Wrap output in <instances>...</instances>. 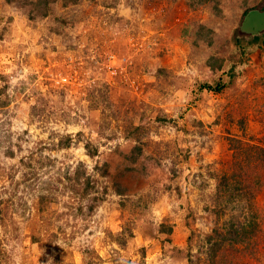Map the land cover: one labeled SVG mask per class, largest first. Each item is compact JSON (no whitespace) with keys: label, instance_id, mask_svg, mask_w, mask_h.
I'll use <instances>...</instances> for the list:
<instances>
[{"label":"rangeland","instance_id":"rangeland-1","mask_svg":"<svg viewBox=\"0 0 264 264\" xmlns=\"http://www.w3.org/2000/svg\"><path fill=\"white\" fill-rule=\"evenodd\" d=\"M262 1L0 0V264H264Z\"/></svg>","mask_w":264,"mask_h":264},{"label":"trees","instance_id":"trees-1","mask_svg":"<svg viewBox=\"0 0 264 264\" xmlns=\"http://www.w3.org/2000/svg\"><path fill=\"white\" fill-rule=\"evenodd\" d=\"M257 39H259V38H255V41L257 40ZM211 66L213 67L214 65L213 64H211ZM225 84L224 83H221V82H218L216 85H213L212 83H210V82H205V83H202V84H200V88L201 89H207V90H216V91H219V90H221L222 88H223V86H224ZM62 143H64V142H62ZM66 144H68V141L67 142H65ZM87 147H88V144H87ZM253 147H255V146H253ZM137 149V148H136ZM136 149H134V151H133V154L135 153L136 155H138V152H136ZM260 149V148H259ZM262 149V148H261ZM253 150V149H252ZM263 150H264V148H263ZM91 153V155H95L94 153H95V151L93 152H90ZM251 154H252V152H250ZM246 157H248V161L249 162H251L250 161V158H252V156L250 155V154H246ZM243 168V165L241 164V167H240V170ZM237 173L238 172H233L232 174H231V176H226V175H223V178H222V182L220 183V185H219V191L221 192V193H223V192H227V191H231L232 189H233V187H234V189L235 190H239V189H245V184H242L243 182L242 181H240V180H238V178H237ZM239 173H241L240 171H239ZM241 175H242V173H241ZM234 181V182H233ZM87 184H89V181L87 180ZM233 184V185H232ZM244 185V186H243ZM244 191H247V190H244ZM119 194H122L123 193V190H121V189H118V191H117ZM232 194V193H231ZM243 230H241L240 231V229H238V228H231V230H230V234L232 235L231 237H235L236 239H238V238H240V235L238 234V233H241ZM239 235V236H238ZM217 255L216 254H214V258L216 257Z\"/></svg>","mask_w":264,"mask_h":264},{"label":"water","instance_id":"water-1","mask_svg":"<svg viewBox=\"0 0 264 264\" xmlns=\"http://www.w3.org/2000/svg\"><path fill=\"white\" fill-rule=\"evenodd\" d=\"M263 23V24H260ZM247 24L248 26H254V27H249L251 28L253 31L256 30V28H260L259 30H263V25H264V14H261L257 11H252L248 17H247ZM258 30V31H259Z\"/></svg>","mask_w":264,"mask_h":264},{"label":"crops","instance_id":"crops-1","mask_svg":"<svg viewBox=\"0 0 264 264\" xmlns=\"http://www.w3.org/2000/svg\"><path fill=\"white\" fill-rule=\"evenodd\" d=\"M262 2H264V0L262 1ZM264 4V3H263ZM260 10V9H259ZM260 24H263V23H260ZM261 28V27H260ZM260 28H256V30L255 31H258ZM263 29H264V25H263V27H262Z\"/></svg>","mask_w":264,"mask_h":264},{"label":"clouds","instance_id":"clouds-1","mask_svg":"<svg viewBox=\"0 0 264 264\" xmlns=\"http://www.w3.org/2000/svg\"><path fill=\"white\" fill-rule=\"evenodd\" d=\"M264 6V5H263ZM264 30V29H263Z\"/></svg>","mask_w":264,"mask_h":264}]
</instances>
